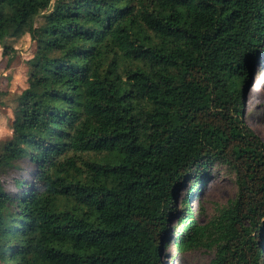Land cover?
Segmentation results:
<instances>
[{"label":"trees","instance_id":"trees-1","mask_svg":"<svg viewBox=\"0 0 264 264\" xmlns=\"http://www.w3.org/2000/svg\"><path fill=\"white\" fill-rule=\"evenodd\" d=\"M23 31L0 264H163L170 242L264 264V141L243 118L264 0H0V44ZM213 166L237 191L199 224L190 200Z\"/></svg>","mask_w":264,"mask_h":264},{"label":"rangeland","instance_id":"rangeland-1","mask_svg":"<svg viewBox=\"0 0 264 264\" xmlns=\"http://www.w3.org/2000/svg\"><path fill=\"white\" fill-rule=\"evenodd\" d=\"M2 6L8 9L4 3ZM41 21V18L37 20L36 27L41 24ZM34 48L35 44L28 31H23L18 38L6 37L0 44V151L6 139L20 140L19 134L12 128L13 109L17 103V96L26 86L27 60L31 57ZM147 106L145 100H134L130 104L131 110L139 116ZM243 118L264 141V49L256 58L244 88ZM17 177L22 178L20 174L12 171L1 175L7 191L16 190L14 179ZM187 186L188 184L186 188ZM184 191L185 189L181 192ZM236 191L233 175L220 166H213L204 183L200 184L196 195L190 200V206L196 211L197 222L206 223L217 214L220 207L226 205L228 200L235 196ZM179 204L178 200L177 207ZM172 224L173 221L170 225ZM212 257L213 251L202 248L180 252L170 242L163 248L162 261L163 264H209Z\"/></svg>","mask_w":264,"mask_h":264},{"label":"bare ground","instance_id":"bare-ground-1","mask_svg":"<svg viewBox=\"0 0 264 264\" xmlns=\"http://www.w3.org/2000/svg\"><path fill=\"white\" fill-rule=\"evenodd\" d=\"M254 83H255V80H254Z\"/></svg>","mask_w":264,"mask_h":264}]
</instances>
